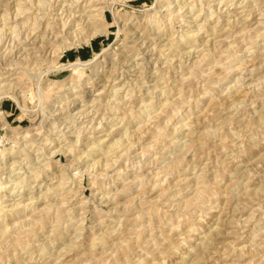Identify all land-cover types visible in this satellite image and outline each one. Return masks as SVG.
<instances>
[{"label": "rangeland", "instance_id": "374dc122", "mask_svg": "<svg viewBox=\"0 0 264 264\" xmlns=\"http://www.w3.org/2000/svg\"><path fill=\"white\" fill-rule=\"evenodd\" d=\"M0 140V264H264V0H0Z\"/></svg>", "mask_w": 264, "mask_h": 264}, {"label": "bare ground", "instance_id": "6f19581e", "mask_svg": "<svg viewBox=\"0 0 264 264\" xmlns=\"http://www.w3.org/2000/svg\"><path fill=\"white\" fill-rule=\"evenodd\" d=\"M75 14V13H74ZM91 15V14H90ZM89 15V16H90ZM102 14L99 12L98 14H97V16H101ZM103 17V16H102ZM82 19V18H81ZM96 20H98L97 18H96V16H94V14H93V16H91V17H89V20H87V22H86V24H88V25H90V24H94V23H96ZM62 23V22H61ZM65 23V22H64ZM63 23V26H65L66 24H64ZM66 23H67V20H66ZM68 23H69V21H68ZM98 23V22H97ZM99 24V23H98ZM78 26V25H77ZM77 28V27H76ZM83 28H85V27H83ZM96 28H97V26H92V33H95V32H97V30H96ZM122 27H120L119 28V30L121 29ZM76 30H79V28L78 29H76ZM75 29H74V31L70 34L71 35V37H65V40H68V42H66L65 43V48L67 47V46H69V45H73V40H74V38L76 39L77 38V35H78V33H80L82 30H81V28H80V30H79V32L78 33H76L77 31H76ZM76 31V32H75ZM68 35V34H67ZM69 35V36H70ZM62 41H64V40H62ZM9 42H11V41H9ZM65 42V41H64ZM66 44H68V45H66ZM55 49V48H54ZM103 49V51H105V48H102ZM56 54V53H55ZM98 54H99V52L98 53H96L95 54V58L98 56ZM94 58V57H93ZM60 59H61V57H60ZM93 61H96L95 59L94 60H91V59H89V61L87 60V61H80V60H78V61H75V62H70V66L71 67H75V68H77V67H80V66H84V65H86V64H88L89 62H93ZM42 74V73H41ZM40 74V75H41ZM40 75H39V77H40ZM36 77H38V76H36ZM41 80V79H40ZM36 81H39V79L38 80H36ZM38 84V83H37ZM38 87H40L39 85H38ZM41 88V87H40ZM39 89V88H38ZM17 95L18 94H16V93H12L10 96L15 100V101H17L18 103H19V100H18V97H17ZM40 97V96H39ZM22 110H24V111H27L25 108H23L22 107ZM26 113V112H25ZM33 113V112H32ZM8 130V129H7ZM9 131V130H8ZM9 136H8V138H7V140H10V141H12V142H14L13 143V145L11 146V147H9L8 149H9V151L7 150V154H9L10 153V150H12V149H16V146H20V145H22V143L21 144H19V142H20V138H18V137H14L13 135H11V134H8ZM120 138V137H119ZM0 142H1V140H0ZM74 142V141H73ZM115 144H113V146H114ZM111 147V146H110ZM24 149V148H23ZM6 150V148H4V150L2 151V150H0V162L1 161H5L6 160V155L4 154V153H6V152H4ZM27 153V152H26ZM12 156V154H9V156H8V158H10ZM14 162H16V161H12V164L14 163ZM2 163V162H1ZM1 169V168H0ZM3 169V168H2ZM1 171V170H0ZM17 204H11V205H9V206H16ZM7 206V205H6ZM5 206V207H6ZM1 211H4V208L3 207H0V212ZM5 215V214H4ZM6 225V224H5ZM5 227V226H4ZM7 227V226H6ZM6 227H5V229H6ZM47 247V246H46Z\"/></svg>", "mask_w": 264, "mask_h": 264}]
</instances>
